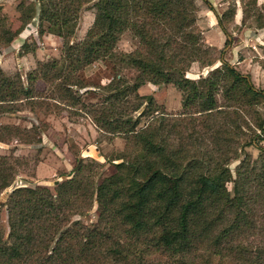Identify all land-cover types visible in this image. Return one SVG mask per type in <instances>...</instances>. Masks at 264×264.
Here are the masks:
<instances>
[{
  "label": "trees",
  "instance_id": "16d2710c",
  "mask_svg": "<svg viewBox=\"0 0 264 264\" xmlns=\"http://www.w3.org/2000/svg\"><path fill=\"white\" fill-rule=\"evenodd\" d=\"M242 2L248 15L258 0ZM91 3L94 23L83 40L72 42L80 13ZM18 9L23 25L38 16L41 33L62 37L63 54L38 61L27 83L0 66V141L8 139L6 132L9 139L23 138L14 130L30 140L40 137V126L1 124L21 106L66 109L69 116H89L102 133L125 136L135 152L120 155L116 172L99 182L93 177L98 163L78 158L73 177L55 191L14 188L0 204V264H160L156 258L165 257L166 264H264V88L226 59L212 57L196 0H22ZM234 17V7L218 16L227 36L226 23ZM255 24L264 26L260 12ZM127 31L137 46L120 52ZM3 33L0 39L10 44L15 34ZM217 60L222 65L207 75L187 76L193 63L206 68ZM100 61L116 72L97 86L105 96L88 103L85 96L97 90L82 92L88 83L80 71ZM117 61L136 72L133 81L116 69ZM39 81L46 92L36 87ZM147 83L182 91L179 117L160 112L152 95L139 93ZM144 117L152 120L143 128ZM248 147L259 151L256 158ZM12 158L0 155V194L17 175ZM95 202L96 222L73 219Z\"/></svg>",
  "mask_w": 264,
  "mask_h": 264
},
{
  "label": "rangeland",
  "instance_id": "374dc122",
  "mask_svg": "<svg viewBox=\"0 0 264 264\" xmlns=\"http://www.w3.org/2000/svg\"><path fill=\"white\" fill-rule=\"evenodd\" d=\"M29 2L38 0H28ZM208 1L209 3H207ZM196 0L198 26L202 32L204 43L209 46L212 57L218 59L222 57L231 65L238 67L241 72L248 74L252 68L251 65H257L264 69V60L261 58L263 49L252 46L244 49H234L235 43L239 40L241 32L247 28L256 27L255 16L260 12L264 15V1L258 0L256 8H252L248 15L244 13L242 0ZM250 2V0H243ZM22 0H0V34L4 35V30H8L14 35L10 44H7V37L0 39V66L8 75H21L24 82L27 83V74L37 66L38 61H48L53 58L61 59L63 54L64 39L52 33H41L38 16L23 25V13L18 9ZM239 3L241 5L239 7ZM241 9L243 26L235 28L228 24V34L221 28L218 30L217 19L230 8ZM249 8V7H248ZM217 17V19H216ZM95 19V8L92 3L86 5L80 13L78 26L72 42L81 41L85 38L87 31L93 25ZM48 23H44L46 28ZM220 27V26H219ZM216 29L211 36L206 37L208 30ZM220 32V34H219ZM237 34V35H236ZM238 39V40H237ZM137 40L127 31L118 42L117 50L120 52H132L136 49ZM248 46V45H247ZM238 62H241L240 65ZM116 63V69H120L122 74L128 80L133 81L136 72L127 65ZM222 62L217 60L212 67L203 68L201 63L192 64L187 76L198 79L205 76L211 69L221 66ZM64 63H61L63 69ZM80 72L88 83V87L82 89L97 90V86L108 83L116 72L113 64H106L105 61L96 62ZM259 78V77H258ZM256 87H258L253 80ZM258 83L259 80H257ZM39 90H46L43 82L36 84ZM259 88V87H258ZM261 88V87H260ZM46 92V91H44ZM139 93L145 96L152 95L158 105L159 111L172 114L179 117L183 111L182 91L174 84H163L161 86L152 83L144 84L140 87ZM105 96L101 90L95 93H88L84 100L86 102H98ZM152 120V117L142 118L140 127H146ZM1 124L17 126L22 129L40 126V137L36 136L35 140L25 137L22 132L14 130L15 134H21L24 138L13 137L9 139V133L6 134V141H0V155L14 156L10 164L15 165L17 175L11 186L6 188L0 194V204L7 201L10 193L16 187L45 185L55 191L57 183L63 182L73 177V169L78 158L94 160L98 163L96 172L93 177L99 182L104 176L116 172L115 164L121 162L120 155L131 154L135 152L128 138L123 135L113 136L102 133L89 116L83 114H70L66 109L60 113L44 112L42 110L33 111L29 107H20L19 111L8 113L1 118ZM180 135L187 136L189 130L183 124L180 128ZM17 131V132H16ZM175 136L174 142H177ZM264 144V142H263ZM255 158L259 151L253 147H248ZM231 168L234 170L239 160L232 161ZM232 188V184L229 185ZM98 206L94 203L92 209L86 215L75 216L73 219H79L85 223L91 224L98 219ZM2 219L6 222V210L2 212ZM156 258V257H154ZM160 264H166L168 259L156 258Z\"/></svg>",
  "mask_w": 264,
  "mask_h": 264
},
{
  "label": "crops",
  "instance_id": "0c3cea01",
  "mask_svg": "<svg viewBox=\"0 0 264 264\" xmlns=\"http://www.w3.org/2000/svg\"><path fill=\"white\" fill-rule=\"evenodd\" d=\"M240 7L241 5L239 3L238 8ZM242 19L243 18L241 16V9H237V13L235 14L234 19L229 23V25L231 24L232 28L233 27L235 28L236 26L242 27L243 26ZM217 23L219 25L218 19H217ZM219 26L217 28L221 32V26L220 27ZM215 30H216L215 28L208 30L206 33V37L207 38L208 36L210 37L213 31ZM249 46H252L254 49H257V46H259V48L263 49V52L261 53L260 56L264 60V26L261 28L255 27L254 29L253 27H251V28H247L243 30L241 32V35H239V40L237 41V43H235L234 49H238L239 51L241 48L244 49L245 47H249ZM240 63L241 62H238L239 65ZM251 66L252 68L247 73L252 75L253 80L255 81L256 85L259 88L260 87L264 88V69H260L261 67L259 68V66L254 65V64ZM257 80H259L260 83H258Z\"/></svg>",
  "mask_w": 264,
  "mask_h": 264
}]
</instances>
